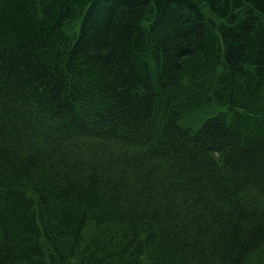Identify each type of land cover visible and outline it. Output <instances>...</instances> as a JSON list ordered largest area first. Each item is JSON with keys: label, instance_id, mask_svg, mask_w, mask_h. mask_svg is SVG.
I'll use <instances>...</instances> for the list:
<instances>
[{"label": "trees", "instance_id": "obj_1", "mask_svg": "<svg viewBox=\"0 0 264 264\" xmlns=\"http://www.w3.org/2000/svg\"><path fill=\"white\" fill-rule=\"evenodd\" d=\"M0 264H264V0H0Z\"/></svg>", "mask_w": 264, "mask_h": 264}]
</instances>
